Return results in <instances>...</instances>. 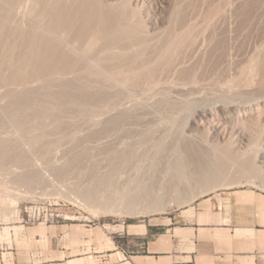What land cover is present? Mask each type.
Segmentation results:
<instances>
[{"label": "rangeland", "instance_id": "obj_1", "mask_svg": "<svg viewBox=\"0 0 264 264\" xmlns=\"http://www.w3.org/2000/svg\"><path fill=\"white\" fill-rule=\"evenodd\" d=\"M4 1H6V0H4ZM4 1L2 4L7 2V1L6 2H4ZM11 1H12V4L6 3V4H8V7H10V8H7V6H5V4L4 5L0 4L1 5L0 8H2V10H0L1 11L0 12L1 13V15H0V27L2 29V30L0 29V41H1V39L3 41L4 40L6 41V39H8L7 40L8 42H10L12 40L11 42H16L15 44H17V40H19L18 38L20 37V31L23 29L25 31L26 30L28 31V28H29L30 17L27 16L28 15L27 10H28V7L30 6V2L28 1L26 4L25 0H15L16 2L14 0H11ZM127 1L126 2L128 4V6L130 7V9L132 8L133 10H136V13H137L136 20L138 21L140 19L138 22L141 23V25H140L141 27L143 24V29L141 31L145 32V34L144 33H142V34L145 35L146 37L148 36V38H149L148 40L152 42L153 46H155L154 42H155V44L156 43L158 44V41H160L163 38L162 42L161 41L160 42L163 43V40H165L164 41L165 43L161 44L159 42L161 44V46H164L166 44L165 46H167V45L170 46V48H172V50L168 49V47L166 48V50H164V52L166 51V53L168 55V56L166 55V57H164V59L160 58L164 54H162L161 56L160 55L155 56V54L150 55L149 53L146 54L147 60L149 62L151 60V62L149 63L150 65L153 62L155 64H157V63L159 64V65L157 64L158 67L156 65V68H154V70H153L154 74L148 80V83L142 82L140 84H135L134 85L135 87L132 86L133 84H130L131 86L127 85L132 91L130 89H129L130 90L129 91L128 88H126V87L120 86V88H123V89L129 91L130 93L126 92L124 96H121L120 98L118 97V99H120V100H117L116 98H114L113 102L110 101L109 104L107 103L106 105H104V107H102V109L100 111H97V113L94 112V114H91L87 117L78 115L76 113H73V114H70L69 116H67L65 119V120H67V123H65V124H67V125H65L67 128L63 125L64 126V127L62 126L64 128V130H63V128L61 127V130H63V133L66 132V134L64 133L65 135L63 134L65 137L62 135L60 136V137H62V139L60 137L58 138L56 135H53L54 133H52V132H53L55 127H53V124L50 122L49 119L46 120V125L41 127V128L40 127L39 128L34 127V124H35L34 122H32V124L34 123L33 126H31V124L28 123L30 125L29 126L30 130L28 129V133L29 134L31 133V135H29L28 133H26L28 135H26L24 133L22 134V132L18 131L19 128L14 126L15 125L14 123L11 124V121H10V120H12L11 115L18 114L15 116H17L19 118V116H22L25 112L23 113L22 111H20L19 113H22V114L19 115V113L16 111L15 113L12 114L9 110L6 109L7 106L9 105L10 101L12 100V96H14V95H9V94L14 93L15 91L18 93L22 89L23 90L29 89V87H30V89L36 88V90H37L43 84L45 79H44V77L41 79L40 76L36 77V76H31V75L25 77V79L23 76H18V77L14 76L12 73L15 71L16 67L19 65L18 64L19 62L17 63L19 58H18V60L16 58L18 57L19 53H20V55L22 54L23 47L19 46L17 44L18 47L16 45H12L10 48V46H8V45H10L11 42L7 43V45H6V43H3V41L0 42V76H1L0 77V124H1L0 125V139H3V138L7 139L9 137L8 141L9 142L11 141L10 144L11 143L13 144V145H11V148L13 149L16 147V149L23 151L26 154V156L28 157L27 161H25V162H14L12 160H7L2 165H0V264H63V262L65 264H82V259H80V258L75 259L74 257H82V256H86L88 254L92 255V257H93L92 258L93 262L91 260L90 264H102V260H101L102 258L99 257L98 255L108 254V253L112 252L111 249L113 248V243L116 244L117 249H120V246H121V248H124V253H126L127 240H126V236L124 235V229L121 228L122 225L124 226L127 223H138V222H146V223L164 222L165 220H163V219H165L167 217L173 218L178 213L182 212L183 209L189 208L191 206L194 207L193 205H195L199 201H202L203 199H207L211 196H213V197L224 196L234 189L249 188V189H255V190H264V184H263L261 178H254V177L250 178V179H248V178L242 179L241 178L240 179L241 183L236 182V183H233L230 185H221L219 187L212 188L210 191H208L206 193H202L201 195L198 194L196 199H194L191 203L179 204V203H177L178 201L172 199L173 196H170L171 197V199H170L169 194H168L164 197V198L167 197L168 199L167 200L163 199V200H165V203L163 202V204H162L163 209L160 211H155V212L146 211L145 212V209L143 208L144 201L140 200L138 202L139 205L137 204L138 212L133 213V214H127V215H126V213H124V211H123V213H120L118 211H116V212L112 211L111 212L109 210V211H107V213H101V212L99 213L98 211H96V209H97L96 206H94L93 204L89 205V204L85 203L83 200H81V198L78 195L79 194L78 191L80 189H82L83 187H88L89 185H91L90 184L91 183V181H90L91 177H87V176H89L91 174L90 169H92L91 167L93 165H94L93 167H96V164H98V165L100 164L99 165L100 167L97 165V168L99 167L101 169V170L99 169V171H98V173L100 175H104V174L106 175V174L110 173L109 172L110 168L106 166L107 161L105 160L106 157H105V153H104V148L107 147L106 144L108 145L107 148H112L114 145L116 146V147L115 146L114 147L117 148V146H120V145L123 146L122 144L125 141H127V143H129L128 141H130L132 146L135 145V147H137V148L139 147L138 149L142 148V146L141 147L139 146V145H142V143L141 144L135 143V142H137V139H138L137 137H139L136 132L140 131V129L141 130L145 129L146 123L148 124V122L151 119L154 118L153 120L156 121L155 119H157L156 117H158L159 115L160 116H162L163 114L172 115V116H170L171 119H168V121L173 120V122L171 121L172 122V124H171V122L169 121V123L171 125L170 124L168 125V123L166 125V123H164V122L162 123V124H164L163 126H161L162 124L160 126L155 125V126L159 127V128H155V127L153 128V129H155V136L156 137H161L162 135H164V130L169 131L171 128H172L171 131L179 130V128H180V124H179L180 117H182L183 114L185 113L190 118V119H187L188 124L193 125L194 121H196V123L198 124V126H196V128L194 129V132L199 133L197 135L201 136L200 138H202L203 141H205L204 144L206 146L208 145L209 148L210 147L211 148H214V147L219 148V146H221L222 148L223 147L227 148L229 151L235 150L238 147H239L238 149L241 148L239 142L237 140H236L237 142L235 141L234 136L231 135L230 131L232 132L234 129H236V131L234 130V132H237L242 127L243 129H241L240 131L242 133H243V131L246 132V129L247 130L251 129L248 126V123H250V121L252 119L258 118L260 120V121L258 120L260 122V124L264 123V97H262L264 94H262V95L261 94H251V96H253V95H256V96L251 97L249 95L250 97L249 96L246 97L247 99L235 97L238 100H236L234 98L230 102L223 101V100L219 99L220 100L219 103L217 102V99H215L214 97H211V96H213L212 92H215L216 94L218 93L216 91L222 92V94L223 93L224 94H227V93L230 94V92L231 93H237L239 89H240L239 91L243 90V89H241L243 87H241L240 84L238 85V83H236L235 78L239 76L238 69H239L240 64L242 63L241 65H243L244 63H246L248 58L250 57V55L252 56L256 53L257 46H261V47L264 46V43H263L264 42V0H127ZM0 3H1V1H0ZM180 3H182V4H180ZM176 4H178V5H176ZM244 4L246 7L243 6ZM179 8L182 9L183 14L180 13L181 9L178 10ZM175 9H177L178 11ZM175 11H177V13H180V14H176V16L181 15L177 18L175 16L177 21L174 19ZM213 11H214V13H213ZM171 13H174V14H171ZM170 16L173 18H171ZM46 19H47V17L45 18V20ZM172 19L175 20V23ZM26 20H27V22H26ZM4 21H6V22L4 23ZM39 21H41V23ZM46 21H48V20H46ZM37 22H38V25L40 24L39 29H41V30L46 29V27L44 26L46 24L44 21V18L37 20ZM172 23H173V25H172ZM1 24H2V26H1ZM4 25H6V26H4ZM172 26H174V30H173ZM17 28L20 31L17 30ZM6 29H7V31H6ZM166 31H168L171 34L167 33ZM182 33H184V34H182ZM164 34H165V36H164ZM166 34H169V36L167 35V37L169 38V39L166 38L167 40L165 39ZM171 37L172 38L175 37L177 39V42H175L176 41L175 38L172 39ZM173 40H174V42H173ZM150 43L148 45L152 46V44H150ZM160 44H158L157 46H160ZM98 47L96 48V51L94 50V53H93V50H92V52H90L91 56H90V54L87 55V57L85 56L86 62L81 61V63H83V64H86L88 62L87 64L89 66L88 65L87 66L89 68L92 67V69H94V70H95V68L98 69V71L95 70V73L93 70V73L96 74L95 77L97 76L96 78L101 77L100 73L103 72V70H102L103 66L102 65H105L104 63H102V61H103V59L105 60V58L108 56L107 55L108 53L110 54V50H109L107 54L103 53L106 55V56H104V58L102 56L103 54H100L102 56V59H101V57L98 58L96 54L101 52V51L99 52L101 47L100 48H98ZM18 48L21 50H19ZM11 49H13V50H11ZM63 49H65V50L68 49L69 51L68 50L67 51L69 53L75 54V52H73L74 49H72L70 46H64ZM167 49L169 50V54H172L171 56L168 54ZM174 49H176V50H174ZM263 49H264V47H263ZM16 50H18V52ZM101 50H103V48ZM11 51H13V52L15 51V53L17 52L18 55L16 53V56H15L14 55L15 53L13 54V52H11ZM170 51H171V53H170ZM196 51H197V53H195ZM230 53H231V55H230ZM92 55H95L96 57L95 56L92 57ZM76 56H79V54L77 52H76ZM175 56H177V57L174 58ZM210 56H212L214 58V60H213V58L211 59ZM85 57H83V60ZM186 57L188 59H186ZM9 58L14 60L13 65L11 63L12 60L11 59L9 60ZM88 58H89V60H88ZM168 58H170V59H168ZM98 59H100L99 61H101L102 64L98 62ZM237 59H239V60H237ZM15 60H17V61L14 64ZM103 62H105V61H103ZM1 63L3 65H1ZM154 63L152 64L153 66H151L152 68L155 67ZM160 63H161V65H160ZM78 64L76 66H78ZM194 64H195V66H194ZM10 65L12 67H10ZM80 66H81V64L79 65V67ZM193 66L194 67L197 66L196 69ZM198 66H199V68H198ZM212 67L214 70H212ZM76 69L77 68H75L74 71ZM92 69H91V71H92ZM186 70L189 71L188 72L189 74L191 72L189 77L192 76L191 78L193 79L194 83H195V81H199V82H196L195 84L199 83L198 85L200 87H202V90H204V94H203V91L200 89V87L198 85H196L198 87L197 88L198 93H195V94H197V95L202 94L201 97H203V98H206L205 96L207 95V97H208L207 99L209 101H212V102L215 101L216 102L215 103L216 105H214V102L209 103V101H207V104L201 103L202 108H205L206 111L211 110V112H212V117L209 118V120H206V119L201 117L200 113L202 110L199 109L201 106L199 108L197 107V109L195 108L194 110L190 111L189 113L183 111L184 113L182 115L179 114V113H182V110L179 111V109H175V108H173L174 111L176 110L175 112H173V110H170V111L168 110V112H167V110H165V111L158 110L157 111L156 109L153 110V108H152L156 98L164 97L165 95H167V96H165L166 98H172V99L177 100V101H178L177 98H179V101H182V98L185 99V96L180 94V92H178V90H176L175 88L177 86H179V84H181L180 82H182L184 80L180 73L183 71H186ZM201 70L204 72L203 73L200 72ZM77 71L79 72L80 69L78 68ZM77 71H76V74H75V72H74V74L66 72L64 74V76L66 78L63 75L62 76L64 77V79H70L71 77H72V79H74L75 78L74 75H79L80 77L82 76V79L86 82L88 87L90 86L89 80H91V83H93V80L94 81L96 80V78H94V76L90 77L88 75L90 73H88L87 74L88 81H86L85 72L83 74L82 73L83 70H82L78 74ZM99 71H100V73H98ZM192 71L196 73V74H194L195 77H193ZM196 71H198V72H196ZM237 71H238V73H237ZM1 72L3 74H1ZM157 72H159V73H157ZM262 72H264V71H262ZM93 73H91V74L94 75ZM98 74H99V77H98ZM263 74L264 73L261 74V72L259 75L255 74L256 78L253 77L255 80H253V78L251 79L252 84L254 83V85L251 86V89L255 88L256 86L257 87L260 86V82L262 83V80H264V78L262 77V76H264ZM178 76H181V77H178ZM206 76H208V77H206ZM230 77H231V79H230ZM76 78H77V76H76ZM92 78H94V79H92ZM196 78L199 80H197ZM228 78L230 79L229 81L227 80ZM100 79L101 78H99V80H96V81H98V83L102 84L101 81L103 80L102 82L104 83L103 85L105 87V88L103 87V89H108V90L110 89L109 91H111V90L114 91V89L116 88L115 86H113L112 84L109 85V83L105 82L104 79H101V80ZM192 79H190V80H192ZM234 79H235V81H234ZM42 80H43V82H42ZM216 80H218V81H216ZM226 81H228V82L226 83ZM233 81H234V83H232ZM184 82H185V80H184ZM184 82H182V83H184ZM229 82H230V84L231 83L233 84V85L231 84L232 86H234L236 83V85H238L240 88H237L238 86L236 87V85L234 86L235 88L229 87L227 85ZM94 83H96V82H94ZM149 83H151V85L152 84L153 85L151 86ZM157 83H158V85H157ZM194 83L191 82V84H194ZM263 83H264V81H263ZM155 84L158 87L154 86ZM249 84L246 86L247 87L250 86ZM99 85H98V87H99ZM103 85H101V86H103ZM160 85H162V86H160ZM159 86L163 87L162 89L165 90L166 92L164 93V91ZM227 86H228V88H227ZM26 87H28V88H26ZM96 87H97L96 85L92 84L89 88L95 89ZM132 87H134V90ZM149 87L150 88L152 87V88L149 90ZM213 87L217 88L218 90L215 89L216 90L215 91L213 89ZM153 88L155 89V92H156V89H157V92H159L158 90L161 89L160 91H162L163 93L161 92L160 94L158 93L157 95L155 93V95H153L154 94V92L152 91ZM170 89H172L173 91ZM212 90H214V91H212ZM8 91H9V93H8ZM167 91L168 92L170 91V92L168 93ZM127 93H129V94H127ZM145 93H146V95H145ZM127 95H128V97H127ZM259 95H261V96H259ZM147 97H148V99H147ZM151 97H153V99ZM191 97H192V93L186 95L187 100L194 98V97L193 98H191ZM203 98H199V99H203ZM213 99H215V100H213ZM239 99H242L241 101H244V100L245 101L241 102V101H239ZM137 101L139 103H137ZM232 101H234V102H232ZM115 102H117V105ZM140 102H141V104H140ZM112 103H113V105H112ZM134 103H135V105H134ZM144 103H146V106ZM151 103H152V105H151ZM224 103L227 104V106H224L225 105ZM143 104H144V106H143ZM136 105L139 106V108ZM149 105L151 107H149ZM211 105H213V106H211ZM220 105H222V106H220ZM117 106H118V108H117ZM130 107H131V109H130ZM134 107H136L137 110ZM207 107H210V109ZM132 108H134L135 112ZM140 108H142V109H140ZM225 108H226L227 112L228 111L230 112V113L228 112L230 115H232V116L234 115L232 117L230 124H228V125H225L223 122H220V118H221L220 109L225 110ZM4 110H5V112H4ZM124 110L127 112L129 111L128 113H130V116H129L130 120L128 119V120L124 121V124H123L121 130H116V129L111 130L110 129L112 134L109 131H108V133H109V135L111 134L110 135L111 137H109L107 132L104 134L101 133V135L97 134V136H96V134H94L96 138L92 137V136H94L92 134L94 131H98L99 129L101 131V129H103L102 125L104 126V122L108 118H110L111 116H115L121 112H124ZM141 110H143V111H141ZM6 111H9V112L6 113ZM137 111H138V113H137ZM139 111H140V114H139ZM146 111H148V112H146ZM176 112H177L178 117H176ZM9 113H11V115ZM141 113L142 114L144 113L143 116ZM145 113H146V115H145ZM155 113H157V114H155ZM174 113H175L176 119L174 118ZM27 114L29 115V113H26L25 115L28 116ZM154 114L156 117L154 116ZM185 114H184V116H186ZM7 115H8V118L6 117ZM25 115H23V117ZM137 115H138V117L136 118ZM2 118H3V120H2ZM21 118H19V119H21ZM70 118L73 121H71ZM148 118L150 120H148ZM32 119L33 118H31L30 120H32ZM95 119H96V121H95ZM177 119H178V121H177ZM100 120H102V121H100ZM6 121H8V124L6 123ZM174 121L176 122L175 124H173ZM232 121L234 122V125H233ZM69 123H71V125ZM231 123H232L233 128L231 126ZM191 125H189V126H191ZM124 126H127V127H125L126 129L124 128ZM167 126H168V128H167ZM138 127H140V128H138ZM12 128L15 130H13ZM130 128H134V129L132 130ZM66 129H68V130H66ZM159 129L161 132H163V134H159V133H161L159 131ZM161 129H163V130H161ZM216 129H217V131L215 132ZM218 129H220V130L218 131ZM87 130H89V131H87ZM113 130L115 132H112ZM119 131H122L121 136L119 134L120 133ZM123 131L124 132L127 131L128 133L130 131V133L127 134V132H126L124 135ZM38 132H39V134L41 132L42 133L44 132L43 133L44 135L46 134L44 136L41 133L45 137L43 140L41 139L42 142L41 141H36V142L33 141L32 142L31 140L28 139V137H30V136H31L30 138H33L32 136L34 134L32 135V133H36L38 135ZM70 132L73 133L75 136L73 134H71ZM156 132L160 136H157ZM186 132H189V131H186ZM215 133H218V134L220 133V136H218ZM87 134L88 135L91 134L92 136L91 135L88 136ZM133 134L135 136H133ZM22 135H25V136H22ZM103 135H105V136H103ZM106 135H107V137H106ZM68 137L71 139L68 140L69 139ZM129 137L133 140H130ZM14 138H15V140H13ZM87 138H89V139H87ZM218 138L219 139L223 138L224 140L226 139V142H225L226 144L221 142V140H218ZM92 139L94 142L92 141ZM204 139H206V140H204ZM48 140H49V142H47ZM88 141H91V142H88ZM14 142H16V143H14ZM112 142H113V144H112ZM218 142H219V144H218ZM89 143H91V144H89ZM83 144L85 146H83ZM96 144L98 145L97 147H96ZM145 144L146 143H144L143 145H145ZM86 145H87V147H89V149L86 147ZM90 145H91V147H90ZM111 145H112V147H111ZM92 146L94 147V149L92 148ZM103 146H106V147H103ZM83 149H87L88 153H89V151L92 150L93 154L89 153V155L91 154L95 158L93 157L94 159L92 158L93 160H91L92 156L90 155L91 157H89V155L88 156L86 155L88 158H90L89 160H87L88 158L86 159V156H82L83 158H80L79 162H77L78 161L77 160V161H75V163L73 162V164L71 166L74 168V170L76 169V171H74V173H73V168L71 170H67L68 172L72 171L71 172L72 175H71V173L67 174L68 173L67 172L66 175H64L66 178L64 176H62L63 178L56 177V172H55L56 170H54L55 167L56 168L61 167V166H62V168L65 167V165L68 164V162L70 161V158H71L70 156L71 155L74 156L75 154L79 153L80 150L82 151ZM98 149L102 153H100V151ZM68 153H71V154H68ZM72 153H74V154H72ZM84 159H85V161H84ZM133 159H135V158H133ZM103 160H104V163H103ZM132 160L129 163L133 162L134 165H137V162L139 165L143 161V159H140L139 161L136 160V163H134L135 160H133V161ZM146 161L142 163L143 166L146 165V164L144 165V163H146ZM82 162H83V164H82ZM95 162H97V163H95ZM99 162H101V163H99ZM161 163H162V161H161ZM161 163H160V166H161ZM104 164H105V166H104ZM7 165H9L10 167L9 166L7 167ZM46 165H47V167H46ZM51 166H52V168L53 167L54 168L51 169ZM129 166H130V168H128V165H127L126 169L124 167L123 168L124 171L121 169L119 171V173L122 172L121 174L118 173V174L114 175L113 173H111V174H109V176L104 175L105 177H109V178L111 175L112 176L111 178L114 180V182L111 180L112 182L106 186V188L107 187L108 188L107 189L105 188V190H110V189L112 190L113 188H114V190L122 189V187L124 186V183L127 181V179L129 177H132V175L135 174L134 173L135 171H136V174L138 175L137 169L133 168L136 166H131L130 164H129ZM75 167H77V168H75ZM104 168H106L105 170L108 169V171L103 172L102 170H104ZM127 168H128V170H127ZM138 168H139V166H138ZM130 169H132L131 172H130ZM133 169H134V171H133ZM14 170L17 172H14ZM29 172H31V173L36 172L39 175L40 180L38 179L39 181H37L38 183L33 185L34 187L28 186L26 183L24 184V182H20V181L18 182V179L15 178V177L19 178L20 176H23V174H26ZM126 173L128 174L129 177L126 176ZM13 174L17 175V176H14ZM67 175H68V177H67ZM134 176H136V175H134ZM57 178H58V180H57ZM15 182H18V183H15ZM120 184H122L123 186L122 185L120 186ZM109 186H111V187H109ZM114 190L109 191V194L110 195L111 194L116 195L115 194L116 191H114ZM113 191H114V193H113ZM200 191H202V190H200ZM114 197L118 198V196L117 197L114 196ZM114 197L112 199H114ZM114 200L115 201H111V202H114L117 208L124 210L123 204H120L121 201L119 200V198L117 200L116 199H114ZM63 225H64V228L66 227V229H63ZM16 230H18V231H16ZM5 231H7L6 236L4 235ZM112 256H114V255H112ZM59 258H61V260ZM68 258H73L75 260L68 259ZM63 259H65V260H63ZM117 261L118 260L110 261L109 264H118L119 262H117Z\"/></svg>", "mask_w": 264, "mask_h": 264}, {"label": "bare ground", "instance_id": "obj_2", "mask_svg": "<svg viewBox=\"0 0 264 264\" xmlns=\"http://www.w3.org/2000/svg\"><path fill=\"white\" fill-rule=\"evenodd\" d=\"M0 1H1L0 4L1 5L5 4V6H7V8H10V7H8L9 3L12 4L11 0H6L7 2L4 0H0ZM3 1L8 3V4H6V3L2 4ZM28 1L30 2V6L28 5L29 7L27 10V12H28L27 16L30 17V23L28 22L29 28L27 27L28 31L27 30L25 31L24 29H23L24 31L23 30L20 31L17 28V30L20 31V37H21V38L17 37L19 39V40H17V44L19 46L23 47V49H22L23 52L21 55L19 53V55H20L19 56L17 53L18 50H16L17 51L16 53L18 55V57L16 59L18 60V58H19V60L18 61L15 60L14 64L17 61V63L19 62L18 63L19 65L16 67V69L14 68L15 71L13 73L10 70L9 71L16 77L23 76L25 79V77L31 75V76H36V77L40 76L41 79L44 77L45 80H44V82L42 80L43 84L40 86V88L37 87L38 88L37 90L35 87H34L35 89H32V88L30 89V87H29V89H25V90L22 89L21 91L18 90L19 91L18 93L15 91L17 94L15 92H14L15 94L14 93L9 94V95H14V96H12V100L10 99L11 101L6 108L7 110H9L12 114L15 113L16 111L18 113L20 111H22L23 113L25 112L23 115H25L26 113H29V115L31 114L30 116L28 114H27L28 116L25 115L26 117L25 116L23 117V115L19 116V118L22 117L21 119H19L17 116H15L18 114L11 115V113H9L12 116V120L9 119L11 121V124L14 123L15 125L14 124L13 125L15 127H18L19 128L18 131L22 132V134L28 133V129L30 126L28 123H30L31 126H33V124L35 123L34 127H37V128L40 127L41 128V127L46 125V120L49 119L50 122L53 124V127H55L53 132H52V133H54L53 135H56L58 138L61 135L64 136L66 134V132H64L65 134L63 133V130H64L63 127L65 125H67V124H65V123H67V120H65L67 116H69L70 114L76 113L78 115L87 117L91 114H94V112L97 113V111H100L102 109V107H104V105H106L107 103L109 104L110 101L113 102L114 98H116L117 100H120V99H118V97L120 98L121 96H124L126 92H129L131 89L127 85L133 84L132 86H134L135 84H140L142 82L148 83V80L154 74L153 70H154V68H156V65L158 63L155 64L153 62L155 64V67L152 68L151 66H153L152 65L153 63L151 65L149 64L151 62V60H150V62L147 60L146 54L147 53H149L150 55L155 54V56H159V55L161 56L162 54H164L162 56L163 58L160 57L161 59H164V57H166V55H167L166 51L164 52V50H166L167 47H168V49L172 50V48H170V46H168V45L165 46L166 44L164 46H161V44L165 43L164 42L165 40H163V43H161L163 38L160 40L161 42L158 41V44L161 43L160 46H157L158 44L156 43L157 44L156 45L155 42H154L155 46H153L152 42L148 40L149 39L148 36L146 37L145 35L142 34V33L145 34V32L141 31L143 29V24L141 27L140 26L141 23L138 22L140 19L138 21L136 20V16H137L136 10H133L132 8L130 9V7L127 4V2H128L127 0H25L26 4ZM180 4H182V3H180ZM176 5H178V4H176ZM243 6H245V4ZM180 9L181 8H179L178 10H180ZM0 10H2V8H0ZM175 10H177V9H175ZM177 11H175V14L171 13V14H174L175 20L177 17L181 16V15L176 16V14H180V13L183 14L182 9L180 10L181 12L179 11L180 13H177ZM213 13H214V11H213ZM0 15H1V13H0ZM175 16H176V18H175ZM46 17H47L46 20H48V21L45 20ZM42 18H44V21L46 23L44 25L46 27V29H44V30L39 29L40 24L38 25V22H37V20H40ZM171 18H173V17H171ZM175 20H173L174 23H175ZM5 22L6 21H4V23ZM26 22H27V20H26ZM39 22L41 23V21H39ZM6 25H4V26H6ZM172 25H173V23H172ZM1 26H2V24H1ZM172 28L174 30V26H172ZM0 29H1V27H0ZM6 31H7V29H6ZM166 32L169 33L168 31H166ZM169 34H171V33H169ZM169 34H166L165 39L168 38L167 35L169 36ZM182 34H184V33H182ZM164 36H165V34H164ZM173 38H175V37H173ZM7 40L8 39H6V41ZM1 41H3V40L1 39ZM4 41H3V43H6V45H7V43H10L12 40L10 42H8V41L4 42ZM173 42H174V40H173ZM175 42H177V39ZM11 43H10V45H8V46H10V48L12 45H16L18 47V45L15 44L16 42H11ZM149 43L152 44V46L148 45ZM64 46H70L72 49H74L73 52H75V54L69 53L68 49H67L68 51L65 50L67 47L65 49H63ZM97 47L98 48L101 47V49L103 48V50H101V49L99 50V52L101 51L100 53H98L99 55L96 54L97 57L98 58L101 57V59H102V56H103V58H104V56H106L103 53L107 54L108 51L110 50V54L109 53L107 54L109 57L107 56L105 58V60L103 59V61H105V62L102 61V63H104L105 65H102L103 66V69H102L103 72L100 73L101 68L99 69L100 71L98 73H100L101 77H99V74H98V77L101 79H104L105 82L109 83V85L112 84L113 86L116 87L114 89V91L111 90L112 92L109 91L110 89L109 90L103 89V87H104V85H103L104 83L102 82L103 80L101 81L102 84H100V83H98V81H96V80H99V78H96L97 76L95 77L96 74H94L95 70L98 71L97 68H95V70L92 69L91 66H90L91 68H89L88 67L89 65L87 64L88 62L86 64L81 63V61L82 62L85 61L87 55L90 54V56H91L90 52H92V50H93V53H94V50L96 51ZM260 47L261 46H257L256 53L252 56L250 55L247 62L244 63L243 65H241L242 64L241 63L239 66V69H238L239 76L237 75L238 77H236L235 79H236V83H238V85L240 84V86L243 87V88H241L243 90L239 91L240 90L239 89L237 93H231L230 92V94L229 93H227V94L223 93L222 94V92L216 91L215 89H217V88H214L215 87L214 86L213 89L218 93L216 94L215 92H212L213 96H211V97H214L215 99H217V102L219 103V101H220L219 99H221L223 101L230 102L235 97L245 99L249 95L251 96V94H261V95L264 94V83H263L264 80H262V83L260 82L259 87L256 86L255 87L256 89L253 87H252L253 89H251V86L254 85V83L252 84L251 79L253 77L256 78L255 74L259 75L260 72H261V74L264 73V72H262V71H264V52H263L264 46H262L261 48ZM11 50H13V49H11ZM19 50H21V49H19ZM174 50H176V49H174ZM11 52H13V51H11ZM76 52L79 54V56H76ZM167 52L169 54V50ZM14 53H15V51L13 52V54ZM16 53L14 54L15 56H16ZM170 53H171V51H170ZM195 53H197V51ZM100 54H103V55L101 56ZM169 55L171 56L172 54H169ZM230 55H231V53H230ZM94 56L95 55H92V57H94ZM83 57H85L84 60H83ZM176 57L177 56H175L174 58H176ZM210 57H211V59L213 58L212 56H210ZM89 58H88V60H89ZM10 59L11 58H9V60ZM168 59H170V58H168ZM186 59H188V58L186 57ZM99 60L100 59H98V62L101 63V61H99ZM213 60H214V58H213ZM237 60H239V59H237ZM13 61L14 60L11 61L12 65H13ZM77 64H78V66H76ZM80 64H81V66L79 67ZM1 65H3V64L1 63ZM158 65H157V67H158ZM160 65H161V63H160ZM194 66H195V64H194ZM10 67H12V66L10 65ZM196 67H194V68L196 69ZM75 68H77V69L79 68L80 71L83 70L82 71L83 74L85 72L86 81H88V79H87L88 73H90V74H88L90 77L94 76V78H96V80L95 81L93 80V83H91V80H89L91 84L89 82L88 83L90 86L92 84H94L97 87L95 89L89 88L90 86L88 87L86 82L82 79V76L80 77L79 75H74L75 76V78L73 77L74 79H72V77L70 79H64V77H65L64 74L66 72H69L72 74H74V72H75V74H76L77 69L74 71ZM198 68H199V66H198ZM91 69H92V71H91ZM93 70H94V73H93ZM212 70H214L213 67H212ZM186 71H183L180 73L182 78L185 80V82L183 80L182 82H184V83L180 82L181 84H179V86H177L175 88L176 90H178V92H180V94L185 96V99L182 98V101H179V98H177L178 99V101H177V100H174L172 98H166L165 96H167V95H165L164 97L156 98L154 105L152 107L153 110H155V109L157 111L158 110H160V111L167 110V112H168V110L170 111V110H173V108H175V109H179V111L182 110V113L178 112L179 114L182 115L184 112L189 113L190 111L194 110L195 108L196 109H197V107L199 108L202 105L201 103L207 104V101H209L207 99L208 98L207 95L205 96L206 98H203V97H201L202 94L201 95L195 94V93H198V89H197L198 87L196 85L199 84V83L198 84H195V83L199 82V81H195V83H194L193 79L191 78L192 76L189 77L191 72L189 74L188 73L189 71L188 70H186ZM238 71H237V73H238ZM79 72H78V74H79ZM196 72H198V71H196ZM200 72L203 73L204 71L201 70ZM91 73H93L94 75H92ZM157 73H159V72H157ZM1 74H3V73L1 72ZM194 74H196V73L192 71L193 77H195ZM76 76H77V78H76ZM181 76H178V77H181ZM206 77H208V76H206ZM262 77L264 78V76H262ZM94 78H92V79H94ZM189 78L192 80H190ZM254 78H253V80H255ZM230 79H231V77H230ZM230 79L228 78L227 80L229 81ZM235 79H234V81H235ZM197 80H199V79H197ZM216 81H218V80H216ZM228 81H226V83ZM234 81L232 83H234ZM94 82H96V83H94ZM191 82L194 84H191ZM230 82L227 84L229 87H234L236 85V83H235V85L232 86L233 84L231 83L232 84L231 85ZM149 84L151 85V83H149ZM248 84L250 86L247 87L246 85H248ZM98 85H99V87H98ZM101 85H103V86H101ZM157 85H158V83H157ZM238 85H236V87ZM120 86L126 87V88H128V90L129 89L130 90L127 91L123 88H120ZM154 86H156V84ZM160 86H162V85H160ZM228 86H227V88H228ZM134 87H132L133 90H134ZM156 87H158V86H156ZM26 88H28V87H26ZM151 88L149 87V90ZM160 88L162 89L163 87H160ZM237 88H240V87L238 86ZM161 89L158 90L159 92H157V89H156V92H155V89L153 88L152 89V91L154 92L153 95H155V93H156V95L158 93L160 94L162 92V91H160ZM200 89L202 90V87H200ZM170 90H172V89H170ZM214 90H212V91H214ZM9 91H8V93H9ZM163 91H164V93L166 92L165 90H163ZM202 91L204 94V90H202ZM129 93H127V94H129ZM190 93H192L191 98H193V97L194 98L187 100L186 95L190 94ZM145 95H146V93H145ZM261 95H259V96H261ZM253 96H256V95H253ZM253 96H251V97H253ZM127 97H128V95H127ZM153 97H151V98L153 99ZM262 97H264V95ZM199 98H203V99H199ZM147 99H148V97H147ZM215 99H213V100H215ZM242 99H239V101H241ZM236 100H238V99H236ZM244 101H241V102H244ZM210 102L211 103L214 102V105H216L215 101H213V102L209 101V103ZM232 102H234V101H232ZM115 103L117 105V102H115ZM137 103H139V102L137 101ZM140 104H141V102H140ZM144 104L146 106V103H144ZM144 104H143V106H144ZM112 105H113V103H112ZM134 105H135V103H134ZM151 105H152V103H151ZM211 106H213V105H211ZM220 106H222V105H220ZM224 106H227V104H225ZM137 107L139 108V106H137ZM149 107H151V106L149 105ZM210 107H207V108L210 109ZM117 108H118V106H117ZM134 108H136V107H134ZM134 108H132V109L134 110ZM130 109H131V107H130ZM140 109H142V108H140ZM199 109L202 110L200 113L202 118L209 120V118L212 117L211 110L206 111V109L202 108V106ZM136 110H137V108H136ZM143 110H141V111H143ZM9 111H6V113ZM175 111L173 110V112H175ZM220 111H221L220 112V114H221L220 122H223L225 125L230 124L232 117L234 115L233 116L230 115L229 114L230 112L228 111L229 112L228 113L226 108H225V110L220 109ZM4 112H5V110H4ZM128 112L124 110V112H121L115 116H111L110 118H108L104 122V126L102 125L103 129H101V131L99 129L98 131H94L92 134L93 135L96 134V136H97V134L101 135V133L104 134L107 132V134L109 135L108 131L111 133L112 129L121 130V128L124 124V121L129 119L130 113H128ZM134 112H135V110H134ZM146 112H148V111H146ZM137 113H138V111H137ZM157 113H155V114H157ZM20 114H22V113H19V115ZM139 114H140V111H139ZM143 114H142V116H143ZM155 114H154V116H155ZM184 114L182 117H180V120H179V124H180L179 130L171 131L172 128L170 130L168 129L169 131L164 130L165 136L162 135L163 137L162 136L156 137L155 136V129H153V128L154 127L159 128L158 126H155V125L160 126L163 122L166 123V125H167V123L169 125L170 124L169 121L173 122V120L168 121V119H171L170 116H172V115L163 114L162 116L159 115L160 117L157 115L158 117L155 116L157 118V119H155L156 121L153 120L154 118L151 120L148 118V120H150V121L148 122V124L146 123L145 129H142V130L140 129V131L136 132L139 137H137L138 139H137V142H135V143H137V144L142 143V145H139L140 147L142 146V148H140V149H138L139 147L138 148L135 147V145L132 146L130 141H128L130 144L127 143V141H125L122 144L123 146L120 145L121 147L117 146V148H115L116 147L115 145H114L115 147L113 146L114 148L112 147V145H111L112 148H107L108 147L107 144H106L107 147L103 146V147H106V148H104V153H105V157H106L105 160L107 161V162L106 161L105 162L107 164L106 163L105 164L107 167L110 168V170H109L110 173L108 172L109 174L113 173L114 175H116L119 173V171L121 169L123 170L124 167L126 169L127 165H128V168H130V166H129V164H130L131 166L137 167V168L136 167H133V168L137 169L138 175L136 174V171L134 172L135 173L134 175H136V176L132 175V177H129L128 174L126 173V176H128L129 178L127 179V181L125 180L126 181L125 183L123 182L124 186L122 184H120V186L122 185L123 187H122V189H119V190H114V188L112 187L113 188L112 190L116 191L115 192L116 195L111 194L112 195L111 196L109 194V191H112V190L111 189L105 190V188L109 183H111L112 181L114 182V180L111 178L112 176L110 175V178H111L110 179L109 177H105V176H109V174L105 175L103 173L105 176L100 175L98 173V171L100 169L99 168L100 164L99 165L96 164V167H93L94 166L93 165L91 167L92 169H90L91 174L89 176H87V177H91L90 178L91 179L90 180L91 185H89L88 187H83L82 189H80L78 191L79 192L78 195L81 198V200H83L85 203H87L89 205L93 204L94 206H96V208H97L96 211H98L99 213L100 212L101 213H107V211L110 210L111 212L112 211H115V212L118 211L120 213H123V211H124V213H126V215H127V214H133V213L138 212L137 204L140 200L144 201L143 208L145 209V212L146 211L155 212V211H160L163 209L162 204H163V202L165 203V200H163V199L167 200L168 198L167 197L164 198V197L168 194H169V197L173 196L172 199L178 201L177 203L185 204V203H191L194 199H196L198 194L201 195L202 193H206V192L210 191L212 188H216V187H219L221 185H230V184H233L236 182L241 183V181H240L241 178L242 179L243 178L244 179L245 178L250 179L253 177L254 178H261V180L264 184V123L260 124V122H259L260 120L258 118L252 119L250 121V123H248V126L251 128V129H249L250 131L246 129V132L243 131V133H242L240 131L241 129H243L242 127L237 132H234V130L236 131V129H234L232 132L230 131L231 135L234 136L235 141L237 140L239 142L241 148L238 149L239 148L238 147L237 149L234 148L235 150L229 151L227 148H225V147L222 148L221 146H219V148L218 147H216V148L210 147L209 148L208 145L206 146L204 144L205 141H203V139L200 138L201 136L197 135L199 133L194 132V129L196 128V126H198L196 121L193 122V125L188 124L187 119H190V118L188 117L187 114H185L186 116H184ZM145 115H146V113H145ZM6 117L8 118V115ZM30 117L33 119L30 120L31 119ZM137 117H138V115L136 116V118ZM176 117H178L177 112H176ZM174 118H175V113H174ZM178 119H177V121H178ZM2 120H3V118H2ZM70 120H71V118H70ZM71 121H73V120H71ZM95 121H96V119H95ZM100 121H102V120H100ZM32 122H34V123L32 124ZM172 122H171V124H172ZM6 123L8 124V121H6ZM175 123L176 122L174 121L173 124H175ZM69 124L71 125V123H69ZM163 125L164 124H162L161 126H163ZM189 125H191V126H189ZM233 125H234V122H233ZM231 126H232V123H231ZM61 127L63 128V130H61ZM125 127H127V126H124V128ZM140 127H138V128H140ZM167 128H168V126H167ZM232 128H233V126H232ZM68 129H66V130H68ZM130 129L133 130L134 128H130ZM163 129H161V130H163ZM13 130H15V129H13ZM219 130L220 129H218V131ZM87 131H89V130H87ZM159 131H160V129H159ZM186 131H189V132H186ZM216 131H217V129L215 130V132ZM112 132H115V131L113 130ZM119 132L118 133L121 136L122 131H119ZM126 132L123 131V134L125 135ZM129 133H130V131H129ZM129 133L127 132V134H129ZM28 134H26V135H28ZM40 134H39V132H38V135L36 133H32L33 138H30L31 137L30 136V137H28V139L31 140L32 142L33 141H35V142L41 141L42 142V140L45 138L44 136L46 134L45 135L43 134L44 136L42 134L41 135ZM71 134H73V133H71ZM159 134H163V132H161ZM215 134L220 136V133L219 134L215 133ZM29 135H31V133ZM89 135H91V134H89ZM110 135H109V137H111ZM156 135L160 136L157 134V132H156ZM22 136H25V135H22ZM103 136H105V135H103ZM133 136H135V135L133 134ZM92 137L96 138L95 135ZM106 137H107V135H106ZM8 138L7 139H5V138L0 139V165H2L7 160H12L14 162H25V161H27L28 157L26 156V154L23 151L16 149V147L13 149L11 148V145H13V144L12 143L10 144L11 141L9 142ZM60 138L62 139V137H60ZM70 139L71 138H69L68 140H70ZM87 139H89V138H87ZM13 140H15V138ZM130 140H133V139L130 138ZM204 140H206V139H204ZM218 140H221V142H223V143L226 142V139L224 140L223 138L222 139L218 138ZM92 141H93V139H92ZM47 142H49V140ZM88 142H91V141H88ZM14 143H16V142H14ZM144 143H146L147 145L146 144L143 145ZM89 144H91V143H89ZM112 144H113V142H112ZM218 144H219V142H218ZM83 146H85V145L83 144ZM97 146L98 145L96 144V147ZM86 147H87V145H86ZM90 147H91V145H90ZM87 148L89 149V147H87ZM92 148L94 149L93 146H92ZM89 153L93 154L92 150L89 151ZM89 153H88L87 149H83L82 151L80 150V152L75 154L74 156L71 155L70 161L68 162V164L65 165V167H63V168H62V166L58 167V168L55 167L54 170H56L55 171L56 177L63 178L62 176L66 175V173L68 172L67 170H71L73 168V167H71L73 162L75 163V161H77V160H78L77 162H79L80 161L79 159L83 158L82 156H86V155L88 156ZM100 153H102V152L100 151ZM68 154H71V153H68ZM72 154H74V153H72ZM90 155H89V157L92 156L91 160H93L95 157L93 155H91V156ZM87 156H86V159L88 158ZM133 158H135V159H133ZM89 159L90 158H88L87 160H89ZM132 159L135 160L134 163H136V160L139 161L140 159H143L142 163L147 160L146 163H144V165L146 164L145 165L146 167L143 166L141 162H140L141 164H139V165H138V162H137V165H134L133 162L129 163ZM84 161H85V159H84ZM161 161H162V163H161ZM95 163H97V162H95ZM99 163H101V162H99ZM103 163H104V160H103ZM160 163H161V166H160ZM82 164H83V162H82ZM105 164H104V166H105ZM97 165L99 166L98 168H97ZM8 166L9 165H7V167ZM138 166H139V168H138ZM46 167H47V165H46ZM53 168L51 166V169H53ZM75 168H77V167H75ZM106 168H104V170H102V171L103 172L108 171V169L105 170ZM128 168H127V170H128ZM134 169H133V171H134ZM131 170L132 169H130V172H131ZM74 171H76V169L74 170V168H73V173H74ZM14 172H17V171L14 170ZM71 172H68L67 174H69ZM121 173L122 172H120L119 174H121ZM71 175H72V173H71ZM14 176H17V175H14ZM67 177H68V175H67ZM15 178L18 179V182L19 181L24 182V184L26 183L28 186H32V187H34L33 185L38 183L37 181L40 180L39 175L36 172L35 173L29 172V173L23 174V176H20L19 178H17V177H15ZM57 180H58V178H57ZM18 182H15V183H18ZM109 187H111V186H109ZM200 190H202V191H200ZM114 191H113V193H114ZM114 196H116V197L118 196L121 203L119 201L118 202L120 204H123L124 210L117 208L115 203L111 202V201H115L114 199H116V200L118 199V198H115ZM113 197H114V199H112ZM170 199H171V197H170ZM7 231L4 232L5 236L7 234ZM16 231H18V230H16Z\"/></svg>", "mask_w": 264, "mask_h": 264}, {"label": "crops", "instance_id": "obj_3", "mask_svg": "<svg viewBox=\"0 0 264 264\" xmlns=\"http://www.w3.org/2000/svg\"><path fill=\"white\" fill-rule=\"evenodd\" d=\"M193 206L164 222L122 225L126 253L113 243L98 255L102 264H264V190L234 189ZM74 258L93 262L90 254Z\"/></svg>", "mask_w": 264, "mask_h": 264}]
</instances>
